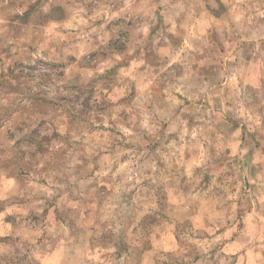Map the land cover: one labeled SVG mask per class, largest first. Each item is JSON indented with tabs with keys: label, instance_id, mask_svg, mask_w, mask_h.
Listing matches in <instances>:
<instances>
[{
	"label": "clouds",
	"instance_id": "clouds-1",
	"mask_svg": "<svg viewBox=\"0 0 264 264\" xmlns=\"http://www.w3.org/2000/svg\"><path fill=\"white\" fill-rule=\"evenodd\" d=\"M0 264H264V0H0Z\"/></svg>",
	"mask_w": 264,
	"mask_h": 264
}]
</instances>
